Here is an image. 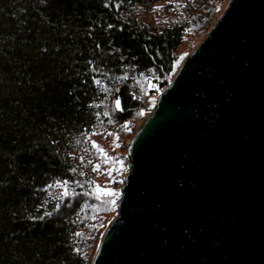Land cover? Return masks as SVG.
<instances>
[{
    "label": "trees",
    "instance_id": "1",
    "mask_svg": "<svg viewBox=\"0 0 264 264\" xmlns=\"http://www.w3.org/2000/svg\"><path fill=\"white\" fill-rule=\"evenodd\" d=\"M216 1L0 0V264H91L103 232L89 223L88 135L152 110L147 83L165 89L184 37L218 19ZM157 4L177 17H138Z\"/></svg>",
    "mask_w": 264,
    "mask_h": 264
},
{
    "label": "water",
    "instance_id": "2",
    "mask_svg": "<svg viewBox=\"0 0 264 264\" xmlns=\"http://www.w3.org/2000/svg\"><path fill=\"white\" fill-rule=\"evenodd\" d=\"M126 159L91 264H264V0H229Z\"/></svg>",
    "mask_w": 264,
    "mask_h": 264
},
{
    "label": "rangeland",
    "instance_id": "3",
    "mask_svg": "<svg viewBox=\"0 0 264 264\" xmlns=\"http://www.w3.org/2000/svg\"><path fill=\"white\" fill-rule=\"evenodd\" d=\"M228 2L229 0L216 1V18L221 15ZM178 12V9L175 11L168 10L164 4H157L147 11L141 9L138 12V17L148 25L161 26L176 18ZM204 34L197 35L193 32H189L184 37L182 44L177 48L176 51L175 73L185 58L203 40L205 37ZM147 88L156 90L157 92L149 98V105L153 107L155 100L161 91L157 90L156 86L154 87L151 83H147ZM147 115L148 111L142 110L140 115L136 117V120L134 119L129 124L126 123L120 126L118 125L113 130L108 131V133L104 135H96L93 133L88 135L90 143L95 141L99 146L98 148H94L96 151V159L93 162V166L98 164L99 169L98 171L94 172L93 175L92 193L94 199L91 206L92 211L89 216V223L91 226H94V228H91V231L94 229L93 234H96L99 231L100 233L103 232L105 225L116 215L117 200L123 185L124 178L128 171L126 146L140 122ZM99 149H103V152H101ZM97 184L102 188H107L111 191H114L115 195H103L102 193H96L95 186ZM113 201H115V203H113ZM93 255H91L92 258Z\"/></svg>",
    "mask_w": 264,
    "mask_h": 264
},
{
    "label": "snow or ice",
    "instance_id": "4",
    "mask_svg": "<svg viewBox=\"0 0 264 264\" xmlns=\"http://www.w3.org/2000/svg\"><path fill=\"white\" fill-rule=\"evenodd\" d=\"M116 108H117V110H119V108H120V103H119L118 100L116 101ZM91 143H92V147L93 148H98L99 147L95 141H92ZM99 150L101 152H103V149H99ZM105 155H106V153H105ZM98 169H99V165L97 164V165H94L93 166V169L92 170L94 172H96V171H98ZM70 170L71 171H75V169H70ZM108 182H110V181H108ZM56 183L58 185H62V187H63L62 195H65L66 196L67 195V184H68V181L57 180ZM95 191H96V193H102L103 195H115V192L114 191H111V190H109L107 188H102L98 184L95 186ZM113 203H115V201H113Z\"/></svg>",
    "mask_w": 264,
    "mask_h": 264
}]
</instances>
